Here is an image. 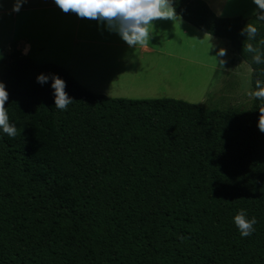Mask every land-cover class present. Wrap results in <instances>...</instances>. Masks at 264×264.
Segmentation results:
<instances>
[{
    "label": "trees",
    "instance_id": "trees-1",
    "mask_svg": "<svg viewBox=\"0 0 264 264\" xmlns=\"http://www.w3.org/2000/svg\"><path fill=\"white\" fill-rule=\"evenodd\" d=\"M181 18L226 39L264 81L245 45L264 22L223 17L204 0H174ZM258 28L249 41L246 23ZM264 51V45H260ZM16 135L0 132V264H264V133L248 107L171 97L126 98L81 86L62 66L0 51ZM72 102L53 104L51 79ZM256 218L241 237L232 223Z\"/></svg>",
    "mask_w": 264,
    "mask_h": 264
},
{
    "label": "rangeland",
    "instance_id": "rangeland-1",
    "mask_svg": "<svg viewBox=\"0 0 264 264\" xmlns=\"http://www.w3.org/2000/svg\"><path fill=\"white\" fill-rule=\"evenodd\" d=\"M254 8L251 0H229L225 8L221 9L220 16L246 18L253 14ZM180 19V25H175L172 32H167L170 38H165L160 46L158 52L161 54L141 63L152 69L146 81L140 85L122 86L101 82L85 69H78L75 54L71 55L55 42H46L45 47L38 51L33 45L29 56L37 62H53L62 66L71 75L79 74L80 82L86 80L84 88L95 93H110L113 97L126 98L171 97L214 109L250 106V92L253 89L249 65L226 39L204 33ZM221 47L226 49L223 64L214 56ZM130 51L134 55L139 53L138 49Z\"/></svg>",
    "mask_w": 264,
    "mask_h": 264
},
{
    "label": "crops",
    "instance_id": "crops-1",
    "mask_svg": "<svg viewBox=\"0 0 264 264\" xmlns=\"http://www.w3.org/2000/svg\"><path fill=\"white\" fill-rule=\"evenodd\" d=\"M204 1L219 16L222 14L221 9L229 2ZM13 2L14 0H0L1 52L8 54L17 49L22 54L25 45H28V52L23 55L29 56L33 45L38 51L45 47L46 42H55L65 48L66 52L75 54L78 69H85L105 84L122 86L140 85L146 81L152 67H144L141 63L161 54L158 52L160 46L165 38H170L167 32H172L175 25H180L181 20L180 16L173 21H154L150 27V41L144 46L130 48L115 32L107 30L103 23L78 18L72 12L64 13L53 0H27L19 12L11 11ZM132 49H138L139 53L130 54ZM73 76L84 87L86 80L82 83L79 74ZM106 94L111 96L110 93Z\"/></svg>",
    "mask_w": 264,
    "mask_h": 264
},
{
    "label": "clouds",
    "instance_id": "clouds-1",
    "mask_svg": "<svg viewBox=\"0 0 264 264\" xmlns=\"http://www.w3.org/2000/svg\"><path fill=\"white\" fill-rule=\"evenodd\" d=\"M27 0H14L11 11L19 12L21 6ZM53 3L64 13L72 12L78 18H87L103 23L107 30L115 32L130 48L144 46L151 39L150 27L156 20H170L180 18L176 12L174 0H53ZM255 5L253 13L256 20L264 22V0H251ZM258 28L253 23H246L240 29V35L252 41L256 38ZM260 45H264V38L257 41V46L251 42L245 45L246 51L251 54L254 64H264V51ZM30 46L25 45L22 54H27ZM226 55V49L219 48L215 55L221 64ZM2 58V56H0ZM51 79L53 104L56 109L65 110L73 101L65 92V81L56 74L39 73L35 82L40 86L48 83ZM252 98L257 101L264 100V81L257 80L255 88L250 92ZM8 100V92L2 81H0V132L8 137L16 135V126L9 122V115L5 107ZM260 116L257 128L264 133V107L258 108ZM241 237L250 236L254 232L256 218L249 217L246 210L241 209L232 217Z\"/></svg>",
    "mask_w": 264,
    "mask_h": 264
}]
</instances>
